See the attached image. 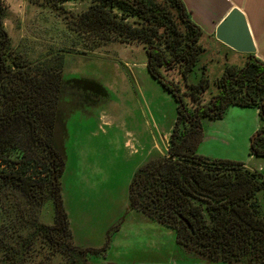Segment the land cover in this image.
<instances>
[{
  "label": "trees",
  "instance_id": "16d2710c",
  "mask_svg": "<svg viewBox=\"0 0 264 264\" xmlns=\"http://www.w3.org/2000/svg\"><path fill=\"white\" fill-rule=\"evenodd\" d=\"M27 1L61 18L83 47L78 54L114 42L143 46L150 75L175 98L169 155L136 170L130 184L132 205L178 229L180 243L191 236L178 216L188 218L195 229L193 244L211 259L264 263V206L258 197L264 192V175L241 161L198 152L204 120L223 118L232 105L258 108L264 132V62L253 55L244 66L227 64L213 80L217 92L205 102L212 79L205 63L199 65L203 32L183 0H90L83 10L67 7L79 0ZM6 11L0 0V166L5 165L0 171V188L5 187V196L0 194L5 217L0 223V264H24L33 256L39 224L26 218L22 198L29 204L40 202L45 196L41 189L53 183L46 145L52 141L68 50L36 61L20 56L7 36ZM171 70L179 72L185 91L166 76ZM250 154L264 157V134L251 143ZM35 165L45 175L31 173ZM22 190H28V199ZM58 213L57 222L69 229L61 205Z\"/></svg>",
  "mask_w": 264,
  "mask_h": 264
},
{
  "label": "rangeland",
  "instance_id": "374dc122",
  "mask_svg": "<svg viewBox=\"0 0 264 264\" xmlns=\"http://www.w3.org/2000/svg\"><path fill=\"white\" fill-rule=\"evenodd\" d=\"M3 2L7 8L4 19L6 32L14 51L20 56L36 61L49 52L68 50L63 83L73 89L60 96L53 143L65 161L62 195L75 239L101 242L112 224L120 220L124 234L125 231L135 232L134 238L145 242L153 225L144 223L142 218H132L125 210L129 185L136 170L149 159L150 154H169V134L177 115V104L173 96L148 72L147 49L138 44L114 42L95 52L78 54L80 51L76 50L83 47L77 36L56 14L32 5L27 0ZM89 2L73 1L67 3V7L83 10ZM206 48L199 65L214 63L213 72L216 73L219 53L212 45ZM165 73L185 88L177 70ZM197 73L198 70L192 74V78ZM214 79L210 87L212 94L217 92L213 85ZM230 107L225 118L204 120L206 129L217 130L216 126L221 127L225 122L223 129L230 128L236 134L240 131L237 145L244 147L242 151L246 154V160L242 162L245 167L257 171V167H262L264 170V164L256 166L254 160L250 159L251 141L257 130L245 132L258 122L260 113L254 107H238L244 113L239 122H235L232 120L236 118H229ZM207 146L215 153L220 152V157L231 158L232 148L228 144L211 140L204 143L203 148ZM33 168L31 173L45 175L36 165ZM0 169L3 168L0 166ZM258 197L264 206V192H260ZM22 203H25L30 218L47 224L53 222L52 201L48 200L43 206L33 205L23 197ZM2 220L0 211V223ZM170 232L167 229L164 237L160 231L158 238H152H160V247L154 248L146 243L144 246L118 250L142 264L151 260L172 263L175 261V246L171 242ZM32 255L28 256L29 260L24 261V264H67L66 258L61 256L47 261L35 252ZM110 257L114 255L110 254Z\"/></svg>",
  "mask_w": 264,
  "mask_h": 264
},
{
  "label": "flooded vegetation",
  "instance_id": "af4514ba",
  "mask_svg": "<svg viewBox=\"0 0 264 264\" xmlns=\"http://www.w3.org/2000/svg\"><path fill=\"white\" fill-rule=\"evenodd\" d=\"M7 36H8V34H7ZM203 48H204V52H206V49H207L206 46L203 45ZM214 48L216 49V51H220V49H217L216 46H214ZM203 53H202V55H203ZM202 55H201V57H202ZM252 56H253V54L249 55V57L245 61L244 65L246 64V62L248 60L252 59ZM213 60H215V59H213ZM149 62H150V58L148 56L147 67H148ZM209 65H210L209 62H207V63L205 62V66H206L208 72H209ZM229 65H231V64H229ZM244 65H242V66H244ZM65 69H66V64L64 67V71H63V78H64V74H65ZM209 75H210V73H209ZM167 77L169 79L175 81L174 78H171L169 76H167ZM210 78H211V76H210ZM175 82H177V81H175ZM72 89H73V87H71L65 83H62L60 96L63 93L68 94L69 92H71ZM183 90L185 91V88H183ZM210 93H211V89H209L205 93V95H204L205 102L209 101ZM212 93H211V97L213 96ZM59 101H60V98H59ZM176 104H177V102H176ZM58 110H59V102H58ZM58 110H57V116H58ZM176 117H177V115H176ZM205 120H208V119H205ZM56 123H57V117H56ZM56 123H55L54 131H53L52 141H51L50 145H48V144L46 145V159H47V162L50 166V171L48 173L51 174L53 183H52V186L50 188L45 187V188L41 189L42 193L45 194V196L42 197L40 202H34V204H33V205L38 204V205L43 206L44 203H46L48 200L52 201L53 202V204H52L53 205V214H52L53 215V222L51 224H47L43 221L37 222V220H36L37 224H39L37 226V229L34 228V233H35L34 236H35V240H36L35 242H36L37 247L35 245L34 250H32V251H33V253L34 252L37 253L42 258L46 259L47 261L61 256V258H66L67 264H113L112 261L110 260V250L112 248V243H113V239H114L115 234L118 233L122 228V224H121L120 220H117L112 224V226L109 229V232L107 233V235L104 236L105 239L101 242H98V243H94L91 241L84 242V241H79L78 239H75L76 237L74 234V230H73L72 225H71L70 217H69V215L66 212V209L64 207V201H63V195H62V177H63V174L65 172V161H64V158L60 155L59 151L55 148L54 143H53L54 134H55L56 125H57ZM261 128H262V126H261ZM260 129L257 132H260ZM260 133H262V132H260ZM171 134H172V130L170 131V134H169L170 138H171ZM204 136H205V123H204L203 138H204ZM203 138H202V141H203ZM253 138H254V136L252 137L251 142L254 141ZM202 141H201V143H202ZM201 143H200V145H201ZM200 145L198 147V152L200 154H202L199 150ZM167 155H169V154H167ZM167 155L150 154V157L147 161H149L150 159H156V158H160V157L167 156ZM202 155L209 156L206 154H202ZM209 157H211V156H209ZM211 158H219V157H211ZM220 158L221 159H229V158H223V157H220ZM2 167L5 169V165H3ZM4 169H0V171H3ZM55 178H56V180H55ZM27 193H28V190L26 193H24L23 190H22V193L20 191V194L24 195L28 199L29 197L27 196ZM0 194H3V196H5V187H4V189L0 188ZM59 204L61 205V207L63 208V210L66 213V216H67L66 218L68 219V223H69V229L64 228L61 222H57V218H60L59 213H58V206H60ZM137 206L141 207L142 204L137 205ZM127 209L131 212H134V211L140 212V213L146 215L147 217H149L150 219H152L153 221H155L156 223L160 224L161 226L166 227L171 232H173V234H174V246H175V250H174L175 255H174L173 260H175V261L172 263H169V264H228L225 262L217 261L215 259H211L210 255L206 251L204 252V250H200L199 248L197 249L195 247V245L193 244V237H192L195 233L194 226L191 224L189 219L184 217L182 214H180L178 216V218L187 226L189 236H191V238H189L188 236L183 237V239L186 240V241L183 240L184 243L186 242L185 244L180 243V241H179L178 229L171 226L169 223H167L165 221H161L158 218L150 215L149 213H147L143 209H140L139 207L133 206L132 205L131 192H130V185H129V191H128ZM2 210L3 209H0V211L2 213H4L3 212L4 210L3 211ZM2 218H5V217L2 216ZM26 218H30V217L28 215H26ZM187 237L189 238V240L185 239ZM61 261H62V259H61ZM249 262H252V264H254V262L252 260H250ZM249 262H248V264H249ZM60 264H65V263L60 262ZM259 264H264V263H259Z\"/></svg>",
  "mask_w": 264,
  "mask_h": 264
},
{
  "label": "crops",
  "instance_id": "0c3cea01",
  "mask_svg": "<svg viewBox=\"0 0 264 264\" xmlns=\"http://www.w3.org/2000/svg\"><path fill=\"white\" fill-rule=\"evenodd\" d=\"M186 6L187 11L189 12L191 20L196 23L201 29H202V36H201V43L204 46H216L217 49H220V51H217L219 53V56L217 58L218 61L216 63L219 64L216 73L213 72V66L211 63L209 65V73L212 78H217L221 76L224 72L225 66L227 64H233L242 66L244 65L245 61L249 57V53H242L239 51L234 50L233 48L229 47L228 45L224 44L223 42L219 41L216 37V31L218 25L226 18V16L230 13V11L233 8H240L247 19L252 37L254 39V43L256 46V52L253 53V55L260 60L264 62V0H183ZM224 51V52H223ZM214 61V60H213ZM240 106H234L232 105L230 109L228 110L229 118L232 120L236 118L235 122H239L238 120L241 119L242 108H238ZM237 108L239 110H237ZM245 108V107H243ZM233 110V111H232ZM257 112H259V109L256 108ZM232 113L230 114V112ZM225 118V117H224ZM237 120V121H236ZM217 121V120H216ZM218 123V122H216ZM225 122H223L224 124ZM214 124V123H212ZM211 124V126H212ZM222 124V123H221ZM220 126H216L217 130H211L206 129L205 126V136L203 138V141L200 145V152L202 154H209V156L212 157H219L220 152L215 150L218 153H215L209 146L203 148L204 143L208 141H219L223 142L225 144H228L232 150H230L231 158L232 160L236 161H245L246 160V154L242 151L244 148L239 144V132L237 134L235 132H232L230 128L223 129ZM206 125V124H205ZM214 126V125H213ZM225 126V125H224ZM262 126V121L259 117V120L256 124H252L249 130H246L245 132L250 133L254 131H258ZM243 133V131L241 132ZM237 136L232 137V135ZM237 148V149H236ZM229 153V154H230ZM206 154V155H207ZM240 154V155H239ZM239 155V156H238ZM251 160H254V164L256 166L263 165L264 164V157H252L250 156ZM258 170H262V167H257ZM262 174L264 175V170H262ZM125 210L127 213L131 215L132 218H142L144 223H150L151 226V233H149L145 238V242L139 241L138 239L134 238L135 232H126L125 234L122 232L124 231L121 229L118 233L115 234L112 248L110 250V254H113L114 257H110V260L113 264H142L141 261L136 260L135 258H130L125 256L124 254H121L118 249L131 246H144V244L148 243L151 245V247H160L159 245V239H152L154 237H159L160 231L163 233V236L167 234V228L164 226H157L158 223L147 217L146 215L140 213V212H131L127 209V203L125 205ZM125 221V220H124ZM123 221V222H124ZM160 225V224H159ZM172 235L171 242L174 245V234L173 232H170ZM165 237V236H164ZM152 239V240H151ZM145 264H166L161 263L157 260H151L146 262Z\"/></svg>",
  "mask_w": 264,
  "mask_h": 264
},
{
  "label": "water",
  "instance_id": "95a60500",
  "mask_svg": "<svg viewBox=\"0 0 264 264\" xmlns=\"http://www.w3.org/2000/svg\"><path fill=\"white\" fill-rule=\"evenodd\" d=\"M216 37L219 41L236 51L249 54L256 52V46L246 16L238 7L233 8L226 18L218 25ZM190 79L192 81L194 80L192 77ZM261 134H264V132H256L253 140ZM249 264H252V262H249Z\"/></svg>",
  "mask_w": 264,
  "mask_h": 264
}]
</instances>
